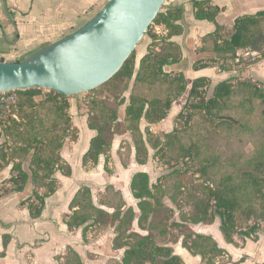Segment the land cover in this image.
<instances>
[{"label":"trees","instance_id":"trees-1","mask_svg":"<svg viewBox=\"0 0 264 264\" xmlns=\"http://www.w3.org/2000/svg\"><path fill=\"white\" fill-rule=\"evenodd\" d=\"M193 10L196 20L214 23L216 27L212 34L203 38L200 49L202 53L213 55L208 59L209 62L218 64L233 60L238 50H248L264 59V12L237 18L232 28L221 36L222 28L216 23L220 12L217 7L201 1L193 2ZM180 18V9L163 7L153 24L163 26L167 35L160 39L151 36L158 42L149 45L138 72L134 73L133 52L113 78L97 89L85 93L89 96L86 102L87 126L96 135L90 140L88 150L83 156L84 166L96 165L100 156L107 155L114 136L122 128L131 134L137 164H145L148 156L146 146H149L155 151V157L166 166L163 156L171 141L177 139L175 129L159 138L152 135L146 127L144 138L140 132V122L143 119L150 125L165 119L173 101L186 93L188 85L186 103L176 120L183 118L184 111L187 112L186 122L192 120L196 111L207 118H214L229 100L240 96L241 109L248 108L249 112L256 110L264 126L263 86L244 79H228L217 84L211 97L204 99L200 89L208 82L206 79L190 81L183 73L174 76L164 73L165 66H172L180 61V50L167 41L181 34V27L177 24ZM205 67V63L198 61L193 69ZM133 77L135 78L125 110V121L120 124L118 108L124 104L123 94ZM115 81L118 83H113ZM98 90L102 94L95 93ZM43 92L42 89L11 92L16 96V101L9 106L0 125V138L6 137L0 144V175L5 174V169L11 172L10 178L5 181L8 186L5 192L18 194L20 204L28 211L31 220L40 218L45 200L55 193V175L60 173L65 177L71 176L70 167L60 156L65 141L75 130L69 115V97L48 91L44 99L36 101ZM230 120L232 125L236 123ZM256 155L249 161L252 169L243 173V179L236 181L232 176L224 177L215 189H202L204 199L185 203L189 211L179 216V223L171 222L173 210L162 203L163 198L168 197L162 182L150 186L145 173H136L131 179L130 190L133 198L138 201V224L140 227L143 223L147 224L148 230L156 234L142 237L136 234L127 235L134 213L131 208L126 209L116 228L118 235L113 240L114 250L125 248L120 264H182L181 259L173 255V251L164 241L172 229L184 236L183 246L191 254L200 255L208 263H214V259L221 257L222 251L217 249L211 238L194 234L189 229L191 225H211L218 221L219 232L227 244H232L235 236L242 239L255 236L260 231L261 223H264V150ZM184 158L195 159L191 147L185 151ZM25 160L28 161L26 169L23 165ZM105 171H108L106 165ZM199 173L201 177L205 176V170ZM168 176H176L180 180L186 176V172L173 170ZM177 189L184 191L185 186L180 184ZM5 192L1 191L0 196ZM185 196L193 198L187 194ZM169 198L178 206L177 197L172 195ZM69 209L72 213L66 225L70 230L85 226L89 222L93 225L108 224L120 218L119 209L110 216L108 212L96 208L91 201V190L87 187L79 189ZM246 211L250 213L247 218H252L253 221L250 225L245 223L242 228L238 226L236 218L239 213ZM10 239L9 235L2 236L4 249ZM57 264L83 262L75 251L69 249Z\"/></svg>","mask_w":264,"mask_h":264},{"label":"crops","instance_id":"crops-1","mask_svg":"<svg viewBox=\"0 0 264 264\" xmlns=\"http://www.w3.org/2000/svg\"><path fill=\"white\" fill-rule=\"evenodd\" d=\"M108 1L0 0V63L22 62L44 47L72 34L92 19ZM201 1H207L219 9L216 23L222 28L220 34L227 33L237 18L264 12V0H166V8L181 10V18L177 24L182 31L180 35L167 40L178 47L181 57L178 64L165 66L164 73L173 76L183 73L190 81L203 78L213 88L220 82L233 78L250 79L264 84L263 58L238 50L233 60L228 61L224 68H219L216 63L208 61L213 57L212 54L200 52L203 38L216 29L214 23L195 19L193 2ZM166 35L167 30L163 26L155 25L153 36L160 39ZM156 42L158 40L148 38L137 47L135 74L149 45ZM250 57L255 60L251 61ZM198 61L205 63L206 67L194 70L193 66ZM134 78L123 94L124 104L118 108L120 124L125 121V110L129 104ZM79 96L68 98L69 115L76 131V139H67L60 152L61 158L71 169V176L65 177L60 173L55 175L57 189L45 200L40 218H29L17 193L7 191L0 196V264H57L69 249L78 254L83 264H120L125 248L114 250L113 240L118 235L116 228L121 217L128 208L133 210L134 219L129 224L127 235L142 237L156 234L148 230L147 224L139 226L138 201L132 196L130 183L136 173H145L150 186L161 183L166 166L155 157V151L149 146H146L148 156L145 164H137L131 134L123 128L114 136L107 155L100 156L96 165L84 166L83 156L96 133L87 126L86 101L79 99ZM185 103L183 95L176 98L165 119L159 123L149 125L142 119L139 128L143 137L145 138L146 127L152 135L159 138L171 133L175 128L176 117ZM106 162L108 172L105 171ZM2 174L0 188L6 184L11 172L5 169V174ZM81 187L89 188L93 205L108 212L110 216L119 208L105 206L108 202L105 194L107 196L108 191L117 194V202L121 205L120 218L113 223L93 225L89 222L85 226L68 229L66 222L72 213L69 205ZM162 203L173 211L177 209L175 202L169 197H164ZM171 222L179 223V216L173 214ZM189 229L196 235L211 238L217 249L222 251V261L208 263L202 256L191 254L183 246L184 236L172 229L164 241L173 255L181 259L182 264H264V231L261 229L250 239L235 236L232 244L224 241L219 232L218 221L211 225H191ZM5 234L11 239L4 249L2 236Z\"/></svg>","mask_w":264,"mask_h":264},{"label":"water","instance_id":"water-1","mask_svg":"<svg viewBox=\"0 0 264 264\" xmlns=\"http://www.w3.org/2000/svg\"><path fill=\"white\" fill-rule=\"evenodd\" d=\"M165 3L109 0L72 34L22 62L0 63V94L42 89L73 97L97 89L118 73Z\"/></svg>","mask_w":264,"mask_h":264},{"label":"rangeland","instance_id":"rangeland-1","mask_svg":"<svg viewBox=\"0 0 264 264\" xmlns=\"http://www.w3.org/2000/svg\"><path fill=\"white\" fill-rule=\"evenodd\" d=\"M163 7H165V4ZM163 7L161 11H163ZM154 28L155 24L152 23L137 47L148 38H151ZM262 29L264 30V28ZM137 47L134 50V56L138 49ZM244 80L251 81L250 79ZM252 82L264 87V84L258 81ZM113 83L118 82L115 81ZM165 89H167L166 86ZM43 91V95L38 97L36 101L44 99V95L48 91ZM100 91L98 90L95 93H101ZM212 91L213 87H211L209 82H206L200 89L202 93L201 97L204 99L210 98ZM82 95L79 96V99L87 102L89 96L87 94H84L85 96ZM6 96H12L14 100L7 105L8 107L0 105V125L4 121L3 116L9 106L16 101V96L11 92L6 93ZM0 97H2V94H0ZM240 103V96H235L226 103L225 108L214 118H207L199 111H196L194 112L192 120L186 122L185 113L187 112L184 111L183 118L175 121L174 129L177 139L171 141L170 146L164 153L163 161L167 165L161 176L162 185L166 190L167 196L170 197L173 195L178 199L177 209L173 211L174 215L177 214L180 216L181 214L188 213L189 207L185 203H195L197 199H204L202 189H215L216 185L224 177L232 176L236 181L243 179V173L252 169L249 161L256 157L257 153L264 150V126L261 123L260 116L256 110L251 112L247 110L248 108L242 110ZM230 119L236 123L232 125ZM74 138L75 130L71 132L68 139L72 141ZM5 140L6 137L1 136L0 144ZM189 147L192 148L195 156L194 160L184 158L185 151ZM27 164L28 161L25 160L23 163L25 169L27 168ZM173 170L185 171L186 176L180 178V180L176 176H168ZM201 170H205L204 177H201L199 173ZM180 184L185 186L184 191L177 189V186ZM5 188H8V186L6 184L2 185L0 192H5ZM185 194L193 198H189ZM116 196L117 194L114 192L108 191L107 196L105 194L108 200L105 206L120 209L121 205L117 202ZM248 214L250 213L246 211L237 215L236 220L238 226L240 225L243 228L245 223L252 224L253 219H248ZM260 229L264 231V223H261ZM221 257L214 259V262L222 261Z\"/></svg>","mask_w":264,"mask_h":264},{"label":"flooded vegetation","instance_id":"flooded-vegetation-1","mask_svg":"<svg viewBox=\"0 0 264 264\" xmlns=\"http://www.w3.org/2000/svg\"><path fill=\"white\" fill-rule=\"evenodd\" d=\"M225 33H226V32H224V33L222 32V33H221V36H224ZM245 53H248V54H250V55L256 56V58H260V56H259L258 54H256V53H252V52H250V51H248V50H246ZM249 59H250L251 61H252V60H253V61L255 60L253 57H250ZM220 61H223V60H220ZM227 62H228V61H227ZM227 62H220V63L217 64V66H218L219 68H224V67L226 66ZM236 62H238V61H236ZM84 155H85V154H84ZM60 156H61V155H60ZM106 166H107V163H106ZM107 168H108V167H107ZM107 172H108V171H107Z\"/></svg>","mask_w":264,"mask_h":264},{"label":"built area","instance_id":"built-area-1","mask_svg":"<svg viewBox=\"0 0 264 264\" xmlns=\"http://www.w3.org/2000/svg\"><path fill=\"white\" fill-rule=\"evenodd\" d=\"M5 94L6 93H3L2 97H0V105L1 106H7L10 102H12L14 100V97H12V96H6L5 97Z\"/></svg>","mask_w":264,"mask_h":264}]
</instances>
